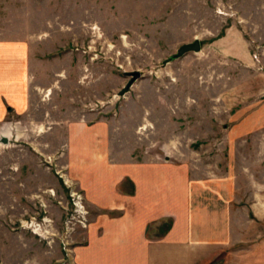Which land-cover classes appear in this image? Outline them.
I'll return each instance as SVG.
<instances>
[{
	"label": "rangeland",
	"instance_id": "obj_1",
	"mask_svg": "<svg viewBox=\"0 0 264 264\" xmlns=\"http://www.w3.org/2000/svg\"><path fill=\"white\" fill-rule=\"evenodd\" d=\"M260 3L0 0V42L23 44L30 83L27 111L9 109L0 124L9 138L0 141V264H73L84 243L89 210L60 162L70 125L116 121L138 151L163 142L168 155L205 161L225 129L254 124L264 101ZM195 40L201 52L166 63ZM134 71L142 77L122 96Z\"/></svg>",
	"mask_w": 264,
	"mask_h": 264
},
{
	"label": "crops",
	"instance_id": "obj_2",
	"mask_svg": "<svg viewBox=\"0 0 264 264\" xmlns=\"http://www.w3.org/2000/svg\"><path fill=\"white\" fill-rule=\"evenodd\" d=\"M26 53L0 42V124L28 109ZM255 110L205 161L138 151L116 121L70 125L61 167L90 220L73 264H264V101Z\"/></svg>",
	"mask_w": 264,
	"mask_h": 264
},
{
	"label": "water",
	"instance_id": "obj_3",
	"mask_svg": "<svg viewBox=\"0 0 264 264\" xmlns=\"http://www.w3.org/2000/svg\"><path fill=\"white\" fill-rule=\"evenodd\" d=\"M202 47H201V43L199 40H195L192 43H188L185 44L183 46L180 47V49L177 51V53L173 56H171L168 60H167V64L171 63L175 60H178L182 57H184L185 55H187L188 53L194 52V53H199L201 52ZM128 77H131V80L129 81V83L127 84V86L124 88V91L121 92V95H125L129 89L135 84V82L137 80H139L142 77V74L140 71H134V72H129L127 73ZM0 141L3 144H8L9 143V138L6 136H2L0 137Z\"/></svg>",
	"mask_w": 264,
	"mask_h": 264
},
{
	"label": "built area",
	"instance_id": "obj_4",
	"mask_svg": "<svg viewBox=\"0 0 264 264\" xmlns=\"http://www.w3.org/2000/svg\"><path fill=\"white\" fill-rule=\"evenodd\" d=\"M66 183H67V181H66ZM71 198L73 200L76 213L77 212H80L83 215L84 214H87L86 210L84 211L85 206H83V202H82L83 201V198H82V196L79 193H77L76 191H72Z\"/></svg>",
	"mask_w": 264,
	"mask_h": 264
},
{
	"label": "bare ground",
	"instance_id": "obj_5",
	"mask_svg": "<svg viewBox=\"0 0 264 264\" xmlns=\"http://www.w3.org/2000/svg\"><path fill=\"white\" fill-rule=\"evenodd\" d=\"M144 129H145V128H143V130H144ZM66 184H69V183H68V181H67V183H66ZM47 222H48V221H47Z\"/></svg>",
	"mask_w": 264,
	"mask_h": 264
}]
</instances>
